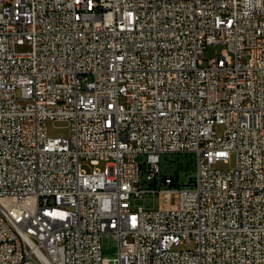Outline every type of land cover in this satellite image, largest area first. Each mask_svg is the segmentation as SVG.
Here are the masks:
<instances>
[{"label":"built area","instance_id":"2783aa9c","mask_svg":"<svg viewBox=\"0 0 264 264\" xmlns=\"http://www.w3.org/2000/svg\"><path fill=\"white\" fill-rule=\"evenodd\" d=\"M0 264H264V0H0Z\"/></svg>","mask_w":264,"mask_h":264},{"label":"rangeland","instance_id":"374dc122","mask_svg":"<svg viewBox=\"0 0 264 264\" xmlns=\"http://www.w3.org/2000/svg\"><path fill=\"white\" fill-rule=\"evenodd\" d=\"M221 46L220 47H213L210 46L206 49L205 51V58L209 59V58H213L216 56V54H218L221 50ZM205 65L207 64V60H205ZM216 132L218 135L222 134L223 131V126L222 125H216L215 127ZM48 132L50 136L53 137H68L70 135V130L67 126V122L65 121H50L48 123ZM236 163V155L235 153L232 154L231 158H230V162L229 163H225L224 161H220L217 164H215L216 168H220V169H225L228 168L230 166H234ZM99 167L101 169H104L105 167V162H102ZM176 202H177V195L173 196L172 200L169 202H162L161 206L164 209H172L176 207ZM157 204H158V200H157ZM105 248H106V253L108 255H112L115 252V245H116V240L114 237L110 236V237H106L105 240Z\"/></svg>","mask_w":264,"mask_h":264}]
</instances>
